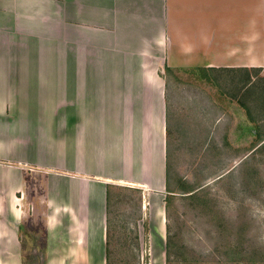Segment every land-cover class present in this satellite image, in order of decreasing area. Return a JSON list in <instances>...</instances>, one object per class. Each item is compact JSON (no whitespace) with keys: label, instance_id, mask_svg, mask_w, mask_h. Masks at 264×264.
<instances>
[{"label":"crops","instance_id":"crops-1","mask_svg":"<svg viewBox=\"0 0 264 264\" xmlns=\"http://www.w3.org/2000/svg\"><path fill=\"white\" fill-rule=\"evenodd\" d=\"M165 66L264 84V0H0V264H107L108 187L165 190Z\"/></svg>","mask_w":264,"mask_h":264},{"label":"rangeland","instance_id":"rangeland-1","mask_svg":"<svg viewBox=\"0 0 264 264\" xmlns=\"http://www.w3.org/2000/svg\"><path fill=\"white\" fill-rule=\"evenodd\" d=\"M161 70L172 192L160 182L147 191L134 182L110 187L107 264H148L149 217L162 208L166 264H264V122L255 121L264 111L261 78ZM33 234L41 235L38 227ZM40 244L23 250L25 264L40 261Z\"/></svg>","mask_w":264,"mask_h":264},{"label":"trees","instance_id":"trees-1","mask_svg":"<svg viewBox=\"0 0 264 264\" xmlns=\"http://www.w3.org/2000/svg\"><path fill=\"white\" fill-rule=\"evenodd\" d=\"M164 70L167 71V72H171L170 68L168 67H164ZM167 128V127H166ZM168 151H169V148H168V141H166V162H165V189H166V193H170L172 192V190L170 189V183H169V179H170V173H171V170H170V165H169V161H168ZM111 187V186H110ZM110 187H108V190H107V216H108V209H109V200H110ZM166 194V195H167ZM167 198L165 199V202L167 204ZM167 208V205H165V209ZM108 219V217H107ZM168 243V241H167ZM166 254H167V247H166Z\"/></svg>","mask_w":264,"mask_h":264},{"label":"bare ground","instance_id":"bare-ground-1","mask_svg":"<svg viewBox=\"0 0 264 264\" xmlns=\"http://www.w3.org/2000/svg\"><path fill=\"white\" fill-rule=\"evenodd\" d=\"M157 214L160 215L161 214V209L159 211H157Z\"/></svg>","mask_w":264,"mask_h":264}]
</instances>
